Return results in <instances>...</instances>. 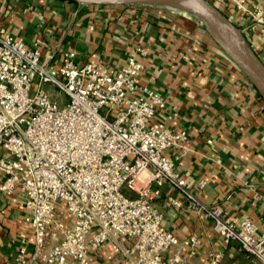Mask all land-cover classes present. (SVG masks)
<instances>
[{
	"label": "built area",
	"instance_id": "built-area-1",
	"mask_svg": "<svg viewBox=\"0 0 264 264\" xmlns=\"http://www.w3.org/2000/svg\"><path fill=\"white\" fill-rule=\"evenodd\" d=\"M208 1L264 23L262 9L246 0ZM147 53L139 44L122 64H110L80 62L65 50L55 61L39 38L27 45L0 23V192L25 197L29 233L21 234L19 263L29 235L32 258L44 264H91L92 255L109 264H188L184 254L194 255L198 239L167 230L156 205L167 183L212 220L224 244L236 241L250 264H264V220L195 203L185 188L176 162L190 149L189 132L158 118L163 95L140 83ZM167 204L180 206L174 196ZM223 256L215 249L207 264H223Z\"/></svg>",
	"mask_w": 264,
	"mask_h": 264
},
{
	"label": "crops",
	"instance_id": "crops-1",
	"mask_svg": "<svg viewBox=\"0 0 264 264\" xmlns=\"http://www.w3.org/2000/svg\"><path fill=\"white\" fill-rule=\"evenodd\" d=\"M245 3L250 9L258 6L264 15V0ZM219 10L241 29L249 45L263 53L264 23H254L249 13L239 12L233 4H220ZM0 17V23L27 45L39 38L43 50L55 51V61L62 51L74 50L80 62L122 64L134 47L147 46L140 83L163 95L166 107L158 109V118L189 132L190 149L176 168L195 203L218 205L236 218L264 220L263 99L192 15L150 4L0 0ZM150 64L155 65L153 72L148 71ZM45 88L53 92L49 85ZM200 178L207 180L202 189L196 186ZM168 196L177 198L180 206L168 205ZM24 199L19 189L10 195L0 192V264H44L32 258L29 235L24 261L18 262L21 234L29 233L23 221ZM156 205L167 230L180 238L193 234L198 239L194 255L184 254L188 264H207L209 253L218 248L223 249V264H250L238 243L224 244L212 220L179 188L164 184ZM175 251L173 247L169 252ZM91 264L109 262L92 255Z\"/></svg>",
	"mask_w": 264,
	"mask_h": 264
},
{
	"label": "water",
	"instance_id": "water-1",
	"mask_svg": "<svg viewBox=\"0 0 264 264\" xmlns=\"http://www.w3.org/2000/svg\"><path fill=\"white\" fill-rule=\"evenodd\" d=\"M95 4H150L173 7L197 18L210 38L239 67L264 101V62L241 29L208 0H76Z\"/></svg>",
	"mask_w": 264,
	"mask_h": 264
},
{
	"label": "rangeland",
	"instance_id": "rangeland-1",
	"mask_svg": "<svg viewBox=\"0 0 264 264\" xmlns=\"http://www.w3.org/2000/svg\"><path fill=\"white\" fill-rule=\"evenodd\" d=\"M192 17H194V16L192 15ZM195 19H197V18H195ZM197 21H199V20L197 19ZM199 23H200V21H199ZM261 37H262V40L264 41V33L262 34ZM250 47L259 56V58L262 59L263 62H264V51H263V53H261L260 50L258 49V47L257 46H254V45H252V46L250 45Z\"/></svg>",
	"mask_w": 264,
	"mask_h": 264
},
{
	"label": "trees",
	"instance_id": "trees-1",
	"mask_svg": "<svg viewBox=\"0 0 264 264\" xmlns=\"http://www.w3.org/2000/svg\"><path fill=\"white\" fill-rule=\"evenodd\" d=\"M216 7L219 9V5H216Z\"/></svg>",
	"mask_w": 264,
	"mask_h": 264
}]
</instances>
